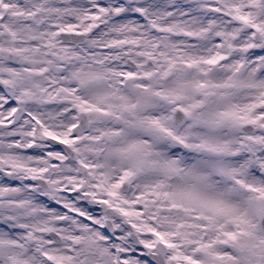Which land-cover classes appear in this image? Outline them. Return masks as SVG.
Returning <instances> with one entry per match:
<instances>
[{"label":"snow or ice","instance_id":"snow-or-ice-1","mask_svg":"<svg viewBox=\"0 0 264 264\" xmlns=\"http://www.w3.org/2000/svg\"><path fill=\"white\" fill-rule=\"evenodd\" d=\"M0 264H264V0H0Z\"/></svg>","mask_w":264,"mask_h":264}]
</instances>
